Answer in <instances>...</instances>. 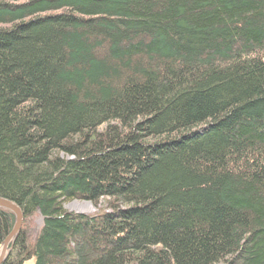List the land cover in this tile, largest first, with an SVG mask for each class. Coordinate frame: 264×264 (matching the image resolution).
I'll use <instances>...</instances> for the list:
<instances>
[{
  "label": "trees",
  "instance_id": "trees-1",
  "mask_svg": "<svg viewBox=\"0 0 264 264\" xmlns=\"http://www.w3.org/2000/svg\"><path fill=\"white\" fill-rule=\"evenodd\" d=\"M0 198L3 264H264V0H0Z\"/></svg>",
  "mask_w": 264,
  "mask_h": 264
},
{
  "label": "water",
  "instance_id": "water-1",
  "mask_svg": "<svg viewBox=\"0 0 264 264\" xmlns=\"http://www.w3.org/2000/svg\"><path fill=\"white\" fill-rule=\"evenodd\" d=\"M0 209H5L12 212L15 216V225L8 235V237L4 240V242L0 245V264H3L11 251V243H13L21 230L24 215L19 206H17L14 202L9 201L4 198H0ZM10 249V250H9ZM9 250V251H8Z\"/></svg>",
  "mask_w": 264,
  "mask_h": 264
},
{
  "label": "rangeland",
  "instance_id": "rangeland-1",
  "mask_svg": "<svg viewBox=\"0 0 264 264\" xmlns=\"http://www.w3.org/2000/svg\"><path fill=\"white\" fill-rule=\"evenodd\" d=\"M75 203L80 204V205L89 204V205H91V210L90 211H77V210L72 208V206ZM64 207H65L66 211H68L70 213H73L76 215H86V216L94 215V214L98 213L100 210L106 209V205H104L103 203L100 204V206L97 208L93 204H91L89 202H83V201L69 202V203H66L64 205ZM42 222H43L42 218L40 216L35 215L30 219L23 220L21 229H23V231H26L29 234L31 240H33L36 237L38 231L40 230V228L42 226ZM10 253H11V251H10Z\"/></svg>",
  "mask_w": 264,
  "mask_h": 264
},
{
  "label": "bare ground",
  "instance_id": "bare-ground-1",
  "mask_svg": "<svg viewBox=\"0 0 264 264\" xmlns=\"http://www.w3.org/2000/svg\"><path fill=\"white\" fill-rule=\"evenodd\" d=\"M72 208L75 209V210H77V211H90L91 210V205H89V204H87V205H80V204L75 203L72 206Z\"/></svg>",
  "mask_w": 264,
  "mask_h": 264
}]
</instances>
